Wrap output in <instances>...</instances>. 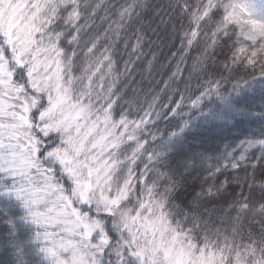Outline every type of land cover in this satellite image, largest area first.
I'll use <instances>...</instances> for the list:
<instances>
[{"label": "snow or ice", "instance_id": "6c2138e0", "mask_svg": "<svg viewBox=\"0 0 264 264\" xmlns=\"http://www.w3.org/2000/svg\"><path fill=\"white\" fill-rule=\"evenodd\" d=\"M0 224L7 264H264V0H0Z\"/></svg>", "mask_w": 264, "mask_h": 264}, {"label": "trees", "instance_id": "16d2710c", "mask_svg": "<svg viewBox=\"0 0 264 264\" xmlns=\"http://www.w3.org/2000/svg\"><path fill=\"white\" fill-rule=\"evenodd\" d=\"M155 2L159 3L161 2V0H155ZM158 56V62L155 65L154 71H153V76H155V78L157 80L160 79H167L168 75H170L171 71L175 70V65H172L171 68L169 69L166 65V59L168 56V49L164 48L163 49V54L161 53H157ZM190 63V62H189ZM161 64H165L164 68H161ZM182 68H185L184 72H183V76L181 78H178V82L179 79H188V71L187 68L185 66H182ZM196 74L193 73V78L189 81L191 84V87L193 89V91L197 88L198 86V80L195 78ZM199 82H202V78L200 79ZM180 87L181 89L184 88V84L180 83ZM227 87L231 88V85H227ZM148 89L145 88V91H147ZM163 98V97H162ZM256 99L257 101L259 100V92L256 93ZM163 127V125H162ZM239 132V129H237V133ZM234 136H228L227 140H225L223 143H229L231 141L234 140ZM207 146V145H205ZM219 147L220 149V153L223 152V144L222 143H218V144H214L212 146V153L214 155H218L219 153H217L215 151L216 147ZM176 163L179 164L180 160L179 157L176 158ZM207 176V172L205 171H201L199 166L197 167V170L191 174H186L184 180H183V187L179 190L180 194H181V199H188L191 198L192 195L195 194V192H199L201 190V185L204 182V178ZM221 179H223V177H221ZM6 226L3 224H0V234L3 233V230ZM10 259L9 253L5 252L3 249H0V264H7V261Z\"/></svg>", "mask_w": 264, "mask_h": 264}]
</instances>
